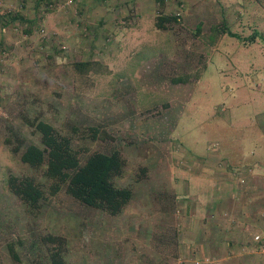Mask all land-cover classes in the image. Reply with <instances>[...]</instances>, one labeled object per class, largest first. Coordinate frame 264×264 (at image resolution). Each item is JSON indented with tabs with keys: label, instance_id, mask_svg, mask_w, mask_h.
Here are the masks:
<instances>
[{
	"label": "rangeland",
	"instance_id": "obj_1",
	"mask_svg": "<svg viewBox=\"0 0 264 264\" xmlns=\"http://www.w3.org/2000/svg\"><path fill=\"white\" fill-rule=\"evenodd\" d=\"M253 1L264 5L0 0V264H40L38 256L54 247L42 242L47 234L64 239L69 264L219 261L218 253L226 252L200 254L192 243L198 228L220 224L218 208L207 206L214 181L206 175L229 173L238 163L264 171V154L254 144L255 114L264 120V93L248 85L251 71L245 74L246 57L256 49L234 46L235 37L226 33L247 41L245 7L252 13ZM158 11L178 19L157 28ZM85 60L97 63L94 71L78 74L69 66ZM230 62L241 66L235 70ZM177 77L185 81L173 82ZM34 119L63 132L67 123L106 129L111 139L86 147L117 146L125 157V176L117 183L132 187L133 197L122 213L111 217L87 209L61 192L29 212L9 192L10 173L40 176L19 158L25 143L39 144L30 127ZM74 139L80 142L79 135ZM141 168L146 172L137 179ZM15 241L24 247H18V259L8 250Z\"/></svg>",
	"mask_w": 264,
	"mask_h": 264
},
{
	"label": "trees",
	"instance_id": "obj_2",
	"mask_svg": "<svg viewBox=\"0 0 264 264\" xmlns=\"http://www.w3.org/2000/svg\"><path fill=\"white\" fill-rule=\"evenodd\" d=\"M159 4L161 0H158ZM10 21L19 17L10 15ZM2 16H0V19ZM176 15L158 11L155 19L157 28H166L168 23L176 21ZM223 23L221 29L223 31ZM218 28V27H217ZM215 28L214 30H216ZM219 29V30H221ZM227 31V30H226ZM230 36L239 38L238 34L226 32ZM211 42L215 41L210 36ZM93 60L70 63V67L78 74L95 70ZM173 82H184L183 77L172 79ZM67 131L54 128L49 122L34 119L30 122L38 134L39 144L25 143L20 152V161L32 171L40 172L39 178L35 174L15 175L6 177L9 192L29 212H38L41 204L49 195L64 193L87 209L100 211L108 216H117L123 212L133 197V189L129 185H119L118 180L125 176L126 159L117 146L104 149L89 150L88 143L111 139L110 134L102 125L80 126L67 123ZM79 135L80 142L74 139ZM143 177L146 172L141 168ZM63 238L47 234L42 242L54 246L48 247V252L39 255L40 264H69L62 253ZM43 245V244H42ZM22 242L9 244L8 250L13 258L18 259V247ZM41 246V245H40ZM38 264V263H36Z\"/></svg>",
	"mask_w": 264,
	"mask_h": 264
},
{
	"label": "crops",
	"instance_id": "obj_3",
	"mask_svg": "<svg viewBox=\"0 0 264 264\" xmlns=\"http://www.w3.org/2000/svg\"><path fill=\"white\" fill-rule=\"evenodd\" d=\"M253 3L250 4L252 13H249V8L245 7L247 17L244 20L247 25L246 30H250L249 35L251 36L247 41H243L241 37H235L234 46L256 49L246 57L245 74H248L250 70L251 78L248 85L255 88L257 92L264 93V5L260 6L256 1ZM141 11L143 10L140 9ZM235 25H239L241 30L240 26H244L243 22L240 23L237 19ZM221 42L222 36L218 43L215 42L217 43L215 46ZM216 49L218 46L215 47ZM230 65L235 70L241 66L240 63L234 62H230ZM255 117L258 118L257 129L259 130V134L254 139L255 146L259 147L256 153L264 154V120H260L257 114ZM217 155L223 157L221 152ZM239 164H230L235 167L230 168L229 173L218 171L211 178L206 175L208 180L214 181V194L211 196L212 200H208L207 206L214 205V209L218 208L215 218L220 224L214 221V225L209 224L210 228H198V237H193L195 239H192V243L199 244L200 254H203L204 250L210 251V254L213 252L212 255L220 251L226 252L218 253L219 261L215 258L214 260L209 259L215 264H264V241L262 240L264 235V171L257 167L252 169L249 164ZM260 166L262 167L261 163ZM252 234H254L253 237ZM203 235H212L213 238L206 239ZM226 235H230V238L224 239ZM256 235L259 236L257 240ZM201 236L203 237L200 238ZM215 236L218 238L215 239Z\"/></svg>",
	"mask_w": 264,
	"mask_h": 264
},
{
	"label": "built area",
	"instance_id": "obj_4",
	"mask_svg": "<svg viewBox=\"0 0 264 264\" xmlns=\"http://www.w3.org/2000/svg\"><path fill=\"white\" fill-rule=\"evenodd\" d=\"M68 1H72V0H68ZM259 238V236H255V239H258Z\"/></svg>",
	"mask_w": 264,
	"mask_h": 264
}]
</instances>
